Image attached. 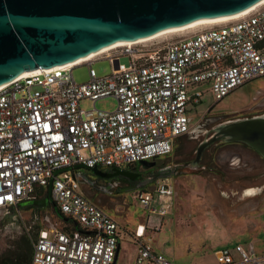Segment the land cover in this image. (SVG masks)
<instances>
[{
    "label": "built area",
    "instance_id": "2783aa9c",
    "mask_svg": "<svg viewBox=\"0 0 264 264\" xmlns=\"http://www.w3.org/2000/svg\"><path fill=\"white\" fill-rule=\"evenodd\" d=\"M243 12L155 50L113 47L0 86V210L48 195L77 226L39 228L29 264H115L123 243L132 245V264H176L152 244L173 209L168 177L129 191L144 218L128 227L84 194L78 168L122 170L165 157L191 130L192 112L206 95L218 102L263 77L264 0ZM124 56L127 64L120 62ZM102 59L111 67L105 76L92 67ZM81 66L88 78L77 83L72 71ZM106 97L116 99L115 110L96 109ZM83 100L92 108L82 110ZM215 258L217 264H264L253 243L223 247Z\"/></svg>",
    "mask_w": 264,
    "mask_h": 264
},
{
    "label": "rangeland",
    "instance_id": "374dc122",
    "mask_svg": "<svg viewBox=\"0 0 264 264\" xmlns=\"http://www.w3.org/2000/svg\"><path fill=\"white\" fill-rule=\"evenodd\" d=\"M214 25L162 35L131 47L155 50L175 38ZM120 62L127 64L128 58L121 57ZM92 67L99 76L111 70L106 59L94 62ZM72 74L77 83L87 81L86 66L73 69ZM17 96L23 97L24 92ZM116 106L113 97L95 102L98 110L113 111ZM80 108L85 111L92 104L83 100ZM256 116H264V76L243 84L218 102L206 95L192 112L191 132L175 141L169 155L151 161L154 165L149 168L135 165L140 177L149 173L169 175L173 209L153 235L152 244L174 263L217 264L215 252L235 243L253 242L257 250L264 251V159L245 144L216 141L194 162L198 145L211 138L216 126ZM79 179L86 196L121 225L133 227L143 221L142 204L132 200L129 191H90L88 182L95 178L79 172ZM54 223L60 224L52 211L43 207L36 216L33 210L19 205L0 210V261L7 259V248L19 236L35 235L39 228ZM133 255L132 245L123 243L115 264H132Z\"/></svg>",
    "mask_w": 264,
    "mask_h": 264
},
{
    "label": "water",
    "instance_id": "95a60500",
    "mask_svg": "<svg viewBox=\"0 0 264 264\" xmlns=\"http://www.w3.org/2000/svg\"><path fill=\"white\" fill-rule=\"evenodd\" d=\"M262 0H0V86L26 72L84 59L119 42L149 38L195 21L241 13ZM242 143L264 159V116L237 119L214 128L196 149L195 163L213 142ZM145 168L154 162H140ZM69 170V168H64ZM98 177H128L112 169ZM169 175L159 173L156 178ZM129 178V177H128ZM120 189L128 192L148 183ZM51 185H49L48 193ZM48 199L26 204L45 207Z\"/></svg>",
    "mask_w": 264,
    "mask_h": 264
},
{
    "label": "flooded vegetation",
    "instance_id": "af4514ba",
    "mask_svg": "<svg viewBox=\"0 0 264 264\" xmlns=\"http://www.w3.org/2000/svg\"><path fill=\"white\" fill-rule=\"evenodd\" d=\"M190 132H191V130L188 133H186L185 135L189 134ZM210 145H212V144H209L205 149H207ZM122 170L129 172V174H128L129 178L125 177V176H114L111 178H103V177L91 175L95 179L88 182L90 190L94 191V190L99 189L105 193H115V192H118L120 189L132 187V186H137V185H139L140 182H142L144 180H149V182L145 184V187L153 186L154 183L158 179V178H156V174H154V173H149L145 177L144 176L140 177L138 172L135 171V167L122 169ZM105 172H111V170H108ZM36 199H48V195H46L42 198H36ZM26 203L27 202L22 203V206L34 208V209L42 208L40 206H33V205L26 204ZM35 207H37V208H35ZM12 208L13 207H11V209ZM43 208H47V209H50V211H52L54 206L52 205L51 202H48V204Z\"/></svg>",
    "mask_w": 264,
    "mask_h": 264
},
{
    "label": "trees",
    "instance_id": "16d2710c",
    "mask_svg": "<svg viewBox=\"0 0 264 264\" xmlns=\"http://www.w3.org/2000/svg\"><path fill=\"white\" fill-rule=\"evenodd\" d=\"M78 169L83 174L93 175L90 172V169L82 168V167L78 168ZM97 191L99 193L101 192L103 194H108V193H105L99 189ZM84 194H85V192H84ZM19 206H22V204H20ZM27 208H29V207H27ZM35 208H37V207H35ZM29 209L33 210L34 215L36 216L37 210L40 208H37V209L29 208ZM52 214L57 220H59L61 226H68L71 229L77 228L75 223H72L68 219H66L63 215H61V213H59V211L56 208H53ZM33 237H34V235L31 236L29 234L21 235L16 240L12 241L9 245V248H7V250H6L7 251L6 258L7 259L4 261H0V264H29L30 259H31V254H32Z\"/></svg>",
    "mask_w": 264,
    "mask_h": 264
},
{
    "label": "bare ground",
    "instance_id": "6f19581e",
    "mask_svg": "<svg viewBox=\"0 0 264 264\" xmlns=\"http://www.w3.org/2000/svg\"><path fill=\"white\" fill-rule=\"evenodd\" d=\"M244 13V12H243ZM240 13L238 14H235V15H230V16H224V17H217V18H209V19H202V20H199V21H195L193 23H190L186 26H182V27H178V28H173V29H169V30H165V31H162L154 36H151L149 38H144V39H140V40H137V41H133V42H119V43H116L112 46H109L105 49H102L99 51L100 52H103L105 50H108L110 48H113V47H121V46H126V45H134V44H139V43H143V42H146V41H149V40H152L154 38H157L159 36H162V35H166V34H170V33H177V32H182L184 30H187V29H194L196 27H199V26H208V25H214V24H218V23H223V22H226L228 20H231V19H234L236 18L237 16H239ZM93 55L95 54H91L89 55L88 57L84 58V59H89L90 57H92ZM81 61H83V59H80L74 63H80ZM73 63L71 64H68V65H72ZM66 65V66H68ZM42 70H39V71H33V72H26L24 74H22L23 76L25 75H28V74H31V73H36V72H41Z\"/></svg>",
    "mask_w": 264,
    "mask_h": 264
},
{
    "label": "crops",
    "instance_id": "0c3cea01",
    "mask_svg": "<svg viewBox=\"0 0 264 264\" xmlns=\"http://www.w3.org/2000/svg\"><path fill=\"white\" fill-rule=\"evenodd\" d=\"M249 243H253V242H249ZM244 244H245V243H244ZM253 245H254V243H253ZM254 247H255L256 252H258V253L264 252V251H259V250H257V248H256L255 245H254ZM118 253H119V252H118Z\"/></svg>",
    "mask_w": 264,
    "mask_h": 264
}]
</instances>
